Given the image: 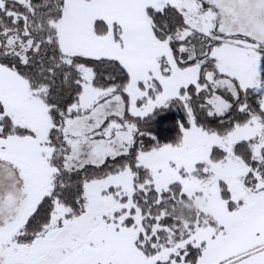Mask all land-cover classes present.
<instances>
[{"label":"snow or ice","instance_id":"6c2138e0","mask_svg":"<svg viewBox=\"0 0 264 264\" xmlns=\"http://www.w3.org/2000/svg\"><path fill=\"white\" fill-rule=\"evenodd\" d=\"M0 264H264V0H0Z\"/></svg>","mask_w":264,"mask_h":264}]
</instances>
